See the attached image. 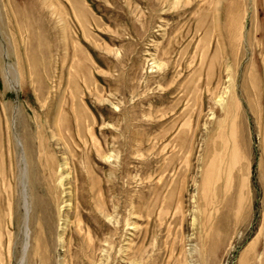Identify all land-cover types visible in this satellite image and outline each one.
<instances>
[{"label":"rangeland","instance_id":"obj_1","mask_svg":"<svg viewBox=\"0 0 264 264\" xmlns=\"http://www.w3.org/2000/svg\"><path fill=\"white\" fill-rule=\"evenodd\" d=\"M0 264H264V0H0Z\"/></svg>","mask_w":264,"mask_h":264},{"label":"bare ground","instance_id":"obj_2","mask_svg":"<svg viewBox=\"0 0 264 264\" xmlns=\"http://www.w3.org/2000/svg\"><path fill=\"white\" fill-rule=\"evenodd\" d=\"M34 202H35V205H36L38 211L40 212L41 222L42 223H45V222L47 223L48 219L46 217V213H47V211H46V202L43 201V199H42V197L40 195H36L34 197Z\"/></svg>","mask_w":264,"mask_h":264}]
</instances>
